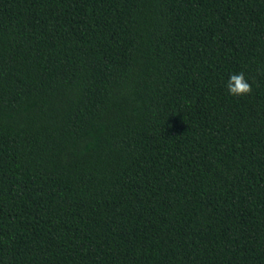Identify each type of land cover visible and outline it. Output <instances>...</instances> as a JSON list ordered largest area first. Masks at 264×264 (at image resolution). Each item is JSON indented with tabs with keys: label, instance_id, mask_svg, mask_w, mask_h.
I'll return each mask as SVG.
<instances>
[{
	"label": "trees",
	"instance_id": "16d2710c",
	"mask_svg": "<svg viewBox=\"0 0 264 264\" xmlns=\"http://www.w3.org/2000/svg\"><path fill=\"white\" fill-rule=\"evenodd\" d=\"M0 264H264V0H0Z\"/></svg>",
	"mask_w": 264,
	"mask_h": 264
},
{
	"label": "clouds",
	"instance_id": "9594fccd",
	"mask_svg": "<svg viewBox=\"0 0 264 264\" xmlns=\"http://www.w3.org/2000/svg\"><path fill=\"white\" fill-rule=\"evenodd\" d=\"M228 93L234 96H243L251 92V85L243 72L231 74L226 84Z\"/></svg>",
	"mask_w": 264,
	"mask_h": 264
}]
</instances>
